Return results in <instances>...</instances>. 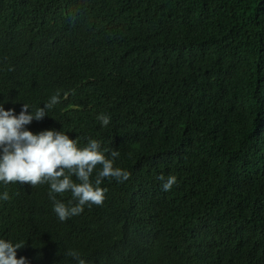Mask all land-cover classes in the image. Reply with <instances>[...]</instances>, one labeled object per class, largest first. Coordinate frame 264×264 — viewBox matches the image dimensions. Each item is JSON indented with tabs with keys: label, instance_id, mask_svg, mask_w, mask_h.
I'll list each match as a JSON object with an SVG mask.
<instances>
[{
	"label": "trees",
	"instance_id": "obj_1",
	"mask_svg": "<svg viewBox=\"0 0 264 264\" xmlns=\"http://www.w3.org/2000/svg\"><path fill=\"white\" fill-rule=\"evenodd\" d=\"M57 92L26 129L95 139L131 175L65 221L49 184L0 182L17 259L264 264V0H0V105L18 116Z\"/></svg>",
	"mask_w": 264,
	"mask_h": 264
},
{
	"label": "clouds",
	"instance_id": "obj_2",
	"mask_svg": "<svg viewBox=\"0 0 264 264\" xmlns=\"http://www.w3.org/2000/svg\"><path fill=\"white\" fill-rule=\"evenodd\" d=\"M60 102L57 92L44 107L35 112H28L29 105H23L19 115L13 109L5 110L0 105V182L27 183L31 187L47 183L50 185V198L55 201L54 212L61 221L79 215L85 205L102 206L106 198V188L100 185L105 178L115 179L118 182L127 181L130 172L114 166L119 157L118 150H112L110 157L101 151L100 143L90 139L88 144L78 147L77 139H70L64 131L44 130L33 133L26 129L34 119L41 120L48 114L54 105ZM102 126L110 123V116L101 113L97 116ZM94 182L91 179L95 169ZM76 177L75 182L72 176ZM159 184L164 191H170L177 183L175 175L165 178L158 177ZM71 193L72 199L66 205L56 200L55 194ZM2 200H9L7 192L0 196ZM24 244L0 239V264H26L24 257L17 259V249ZM68 256L86 264L76 251H69Z\"/></svg>",
	"mask_w": 264,
	"mask_h": 264
}]
</instances>
